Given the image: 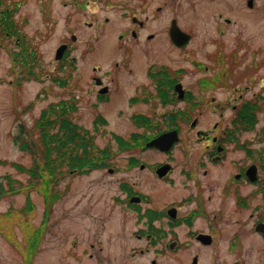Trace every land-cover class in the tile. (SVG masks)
Returning <instances> with one entry per match:
<instances>
[{"label": "flooded vegetation", "instance_id": "obj_1", "mask_svg": "<svg viewBox=\"0 0 264 264\" xmlns=\"http://www.w3.org/2000/svg\"><path fill=\"white\" fill-rule=\"evenodd\" d=\"M11 1L12 6L17 7L25 3L24 0ZM57 1L33 0V3L43 14L52 12L53 4ZM104 1L112 2L110 6L118 10L119 19L128 21V26L118 32L119 44H166L172 51L182 52L197 37L191 27H197V24L183 25L179 20L177 5H171L175 13L167 15L165 1L156 7H153V0ZM207 2L216 6L215 10L205 14L193 8L191 17L199 22L204 20V15L213 21L212 34L207 32L209 37L202 42L212 43L216 48L211 56H205L202 61L194 60L190 70L175 67L172 63H152L144 74L146 83L135 84L129 90L124 87L122 75L125 72L131 76L137 73L132 66L133 56H124L120 62L114 61L113 68L103 72L99 65L82 70L68 67L70 65H66V62L73 54L75 41V37L71 36L68 41L66 39L59 44V47L66 48L59 55L63 57L58 62L63 63L64 67L53 71L55 78L51 79L48 75L52 84H57L63 94L57 95L59 99L55 103L62 104L68 111L69 119L86 142V147L79 151L83 164L70 168L66 174L103 172L114 177L111 200L116 206V213L127 214L132 219L130 226L123 224L124 227L117 234L143 242L135 246L121 245V250L117 247L114 254L116 264H128V261L149 253L153 254L150 264H157L155 258L180 252L182 242L178 239L179 227L187 229V235L204 247L213 246L221 233L226 235L228 231L224 226L228 227L229 214L225 207L221 211H214L212 218H207L205 230L194 229L197 217H204L207 213L202 205L205 196L202 186L205 183L211 189L205 182L207 177L223 180L221 195L230 196L238 212L251 211L247 231L258 242L254 244L253 239L252 245H247L253 247L254 263L264 264V0H241L240 7L234 9L229 8L230 0ZM59 3L61 8L83 12H91L95 8L111 9L101 0H60ZM11 11L6 6V0H0V25L4 36L16 38L15 54L37 56L36 49L28 42L20 48L17 38L25 40V36L20 35L13 24L8 26ZM97 23L100 22L85 24L95 27ZM176 28L190 36L186 45L179 46L174 41V35L178 33ZM227 42L235 44V48L228 51L230 56L219 50ZM54 56H57V50ZM72 59L75 61V58ZM125 67L128 69L125 70ZM188 72L192 81L189 86H184V76ZM84 101L95 113L89 129L74 118ZM115 105H123L125 111H118V116H126L132 130L127 135L111 133L107 143L100 145L99 140L103 135L99 132V126L106 127L111 123L104 108L111 107L113 112ZM224 111L231 113L225 116ZM207 115L214 120L204 119ZM203 124H207L206 129L200 128ZM183 126L191 129V138L196 140L198 147L194 150L182 149L184 164L177 169L175 163L180 158L176 157L175 150L186 147L182 138ZM171 131L177 132V140L170 147L147 146L150 141ZM246 132L254 133L248 138L245 137ZM151 152L161 157L152 162L143 158ZM200 173L203 177L198 179ZM176 177L183 178L187 193L179 200L158 207L156 195L158 197L159 192H163L159 186L176 185ZM149 180L157 189L147 192L141 187L142 184L148 186ZM191 184L193 188L189 186ZM191 203H197V206L183 215L181 209ZM243 240L245 236L238 231L226 241L225 261L228 264H231L232 260L229 259L234 253L238 257L234 258L232 264H246ZM194 259L196 264H201L197 256L191 264Z\"/></svg>", "mask_w": 264, "mask_h": 264}, {"label": "rangeland", "instance_id": "obj_2", "mask_svg": "<svg viewBox=\"0 0 264 264\" xmlns=\"http://www.w3.org/2000/svg\"><path fill=\"white\" fill-rule=\"evenodd\" d=\"M24 1L21 7H17L12 6L11 0H6V6L12 9L9 23L18 29L20 35L25 36V40L17 38L20 41V48L28 42L36 49L37 56H31L34 67L27 68L23 64V56L26 57V55L15 54L17 52L16 38L4 36L2 25H0V183L5 188H8V184L11 183L19 192L0 198V264H116L114 254L118 250L117 247L121 250V245L135 246L143 242L117 234V231L124 227L123 224L129 227L132 219L127 214L116 213V206L111 200L114 177L103 172L101 174L105 175L104 177L100 173L65 174L63 178H57V183L51 188L52 192H56L59 197L51 204V207L47 208L42 188L29 185L28 174L18 168L19 166L25 169L32 167L33 156L26 150H22L15 143L14 138L20 136L21 130L30 133L42 110L49 104H55V101L59 99L57 95H63L57 84H52L48 76L50 75L51 79L55 78L53 71L56 68H63L64 64L58 63L60 60H55L56 56H54L60 42H65L66 39L68 41L71 36L75 37L73 54L71 53L68 57L66 65L79 70L99 65L103 72L113 68L114 61L120 62L124 56H133L132 66L137 73L131 76L125 72L122 75L124 87L132 90L135 84L146 83L144 74L147 66L152 63H172L175 67L181 66L190 70L194 60L202 61L205 56H211L216 45L203 43L202 40L206 41L209 37L207 32L210 31L212 34L213 21L203 15V21L195 22L191 14L193 8L206 14L215 10L216 6L210 5L208 0H153V7L166 2L167 15L174 14V8L171 5H177L180 13L179 20L183 25L184 23L197 24V27L191 26L196 31V39L187 46L186 50L175 52L166 44L153 45L144 44V42L119 44L118 32L124 26H128V21L119 19L118 10L110 6L112 2L101 0L104 5L111 8L109 11L95 8L91 12H83L79 9L61 8L60 0H58L53 4L52 12L42 14L33 0ZM240 5L241 0H230L229 8L234 9ZM90 22L100 23H97L95 27L85 24ZM256 46L253 45V47ZM262 46L264 47V44ZM234 48L235 44L227 42L219 50L230 56L228 51ZM24 51H27V47ZM72 58H75V61ZM127 69L125 67V70ZM189 74L188 72L187 76H184V86L191 84L192 77ZM116 106L113 112L111 107L104 108L111 123L106 127L99 126V132L103 135V138L99 140L100 145L107 143L111 133L127 135L132 130V126L126 121V116H118V111H125L123 105ZM79 107L74 118L85 129H89L95 113L90 110L86 101ZM229 113L231 112L224 111L225 116ZM204 119L214 120L211 115L204 116ZM206 127L207 124L200 125L201 129ZM246 133L245 137L249 138L254 132ZM192 134L188 126H183L182 138L186 147H177L175 150L176 157L180 158L175 163L177 169L184 164V159L181 158L182 149L194 150L198 147L195 144L196 140L191 138ZM21 135L27 138V142L37 141L35 139L37 136L29 138L25 133ZM256 145L260 146L258 142ZM39 151L38 146L36 152ZM159 157L161 156L151 152L143 158L152 162L157 161ZM202 177L200 173L198 179ZM176 180V185L159 186L163 192H159L158 197L156 195L158 207L179 200L187 193L186 186L182 183L183 178L176 177ZM222 181L218 177H212V180L209 177L205 179V182L211 186V189L205 183V186H202V193L205 194L202 205L207 213L204 217H197L194 229L205 230L207 218H212L214 211L218 209L221 211L225 207L226 213L230 216L226 222L228 227L224 226L228 231L227 234L221 233L216 237L213 246L204 247L187 235V229L179 227L177 231L178 239L182 242L181 251L155 258L157 264H191L196 256L201 264H222V262L228 264V261H225L227 260L226 241L238 231L245 236L242 248L246 264L254 263L253 247L247 245L249 243L252 245L253 239L254 244L258 242L247 231L248 214L251 211L238 212L231 197L221 195ZM189 186L194 187L192 184ZM141 188H145L147 192L157 189L151 180L148 186L142 184ZM27 197L30 198L31 205H27ZM195 206L197 203L183 206L182 214L185 215ZM36 232L39 233L40 238L35 251L31 254L29 242L34 239L33 233ZM231 256L229 260H232V264L238 254L234 253ZM152 259L153 254L149 253L127 263L150 264Z\"/></svg>", "mask_w": 264, "mask_h": 264}, {"label": "trees", "instance_id": "obj_3", "mask_svg": "<svg viewBox=\"0 0 264 264\" xmlns=\"http://www.w3.org/2000/svg\"><path fill=\"white\" fill-rule=\"evenodd\" d=\"M34 77V76H33ZM56 131H54V129ZM25 133L29 138L37 136L35 140L27 142V138L21 134ZM20 136L14 138L15 143L33 156L32 167L25 169L18 168L28 174V184L42 188L47 208L59 197L51 188L57 183V178H63L70 168L83 164L80 149L85 146V138L72 124L68 117V111L62 104L50 105L42 110L30 133L21 130ZM34 134V135H32ZM26 139V140H25ZM40 151L36 152V148ZM10 181V179L8 178ZM12 182V181H11ZM5 188L0 183V198L19 193L11 183ZM27 205H31L30 198L27 197ZM30 210V207H28ZM34 239L29 242V252L33 254L38 245L40 235L33 233ZM38 238V240H37Z\"/></svg>", "mask_w": 264, "mask_h": 264}, {"label": "water", "instance_id": "obj_4", "mask_svg": "<svg viewBox=\"0 0 264 264\" xmlns=\"http://www.w3.org/2000/svg\"><path fill=\"white\" fill-rule=\"evenodd\" d=\"M178 30V29H177ZM179 33H176L174 35V41L178 44V45H183L186 44L188 41V36L185 35L184 33H181L178 30ZM184 38V39H182ZM63 48L59 50V52H62ZM61 56H57V58H60ZM173 134H175V132H171L168 134H165L163 136H160L159 138L151 141L148 145L149 146H155V147H160L162 148L165 144L169 145L170 143H173L176 139L173 137ZM193 264H196V260L194 259Z\"/></svg>", "mask_w": 264, "mask_h": 264}]
</instances>
